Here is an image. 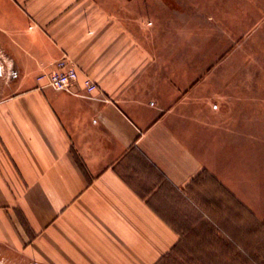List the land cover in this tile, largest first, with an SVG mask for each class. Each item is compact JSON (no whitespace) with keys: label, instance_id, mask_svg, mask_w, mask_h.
Here are the masks:
<instances>
[{"label":"crops","instance_id":"crops-1","mask_svg":"<svg viewBox=\"0 0 264 264\" xmlns=\"http://www.w3.org/2000/svg\"><path fill=\"white\" fill-rule=\"evenodd\" d=\"M174 1L0 0V263L161 264L190 235L264 264V85L195 79L187 115L203 0ZM65 56L70 89L37 79Z\"/></svg>","mask_w":264,"mask_h":264},{"label":"rangeland","instance_id":"rangeland-1","mask_svg":"<svg viewBox=\"0 0 264 264\" xmlns=\"http://www.w3.org/2000/svg\"><path fill=\"white\" fill-rule=\"evenodd\" d=\"M174 3L172 0L171 4ZM202 20L204 42L201 56L199 48L197 58L191 57L192 60L188 61V68L191 63H196L197 73L194 78H187V115H193L190 106L196 93L204 100L210 96L215 100H225L232 95L221 89L227 85H249L251 88L264 85V0H203ZM193 47L187 45L188 54ZM258 72H262L259 77ZM195 79L196 93L193 88ZM211 90L220 92L211 93ZM246 95L255 99L258 94L251 92ZM207 231L203 229L199 235H206ZM192 232L195 233L194 230ZM209 241L210 238L205 236L195 238L188 235L185 247L179 248L171 259L161 264H218L211 262L210 253L205 252L210 246Z\"/></svg>","mask_w":264,"mask_h":264},{"label":"built area","instance_id":"built-area-1","mask_svg":"<svg viewBox=\"0 0 264 264\" xmlns=\"http://www.w3.org/2000/svg\"><path fill=\"white\" fill-rule=\"evenodd\" d=\"M38 80H44L45 86L52 87L56 90H68L78 80V69L75 63L66 56L58 60L55 68L49 72H44L37 77ZM97 85L89 78L84 80V88L88 93H92Z\"/></svg>","mask_w":264,"mask_h":264},{"label":"trees","instance_id":"trees-1","mask_svg":"<svg viewBox=\"0 0 264 264\" xmlns=\"http://www.w3.org/2000/svg\"><path fill=\"white\" fill-rule=\"evenodd\" d=\"M178 249H179V245L175 246V247L173 248V250L170 252V254L166 255L165 258H163V259H164L163 263H165V262H167L169 259H171L172 254H173V253H176V252L178 251Z\"/></svg>","mask_w":264,"mask_h":264}]
</instances>
